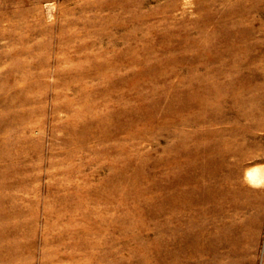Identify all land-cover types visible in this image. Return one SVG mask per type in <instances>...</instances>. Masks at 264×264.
<instances>
[{
	"label": "rangeland",
	"instance_id": "rangeland-1",
	"mask_svg": "<svg viewBox=\"0 0 264 264\" xmlns=\"http://www.w3.org/2000/svg\"><path fill=\"white\" fill-rule=\"evenodd\" d=\"M0 264H264V0H0Z\"/></svg>",
	"mask_w": 264,
	"mask_h": 264
},
{
	"label": "bare ground",
	"instance_id": "bare-ground-1",
	"mask_svg": "<svg viewBox=\"0 0 264 264\" xmlns=\"http://www.w3.org/2000/svg\"><path fill=\"white\" fill-rule=\"evenodd\" d=\"M262 172V171H261ZM258 170H250L248 173H247V178L255 183V184H258V183H261L262 180H263V176H262V173Z\"/></svg>",
	"mask_w": 264,
	"mask_h": 264
}]
</instances>
